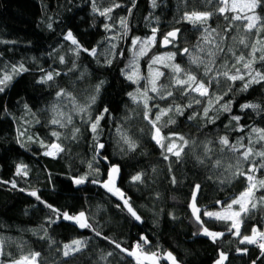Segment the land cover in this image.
I'll use <instances>...</instances> for the list:
<instances>
[{
    "label": "trees",
    "instance_id": "obj_1",
    "mask_svg": "<svg viewBox=\"0 0 264 264\" xmlns=\"http://www.w3.org/2000/svg\"><path fill=\"white\" fill-rule=\"evenodd\" d=\"M116 4L120 6L113 7ZM110 7L113 8L110 13L100 15ZM193 10L215 14L206 25L194 26L184 19L185 13ZM255 14L264 18V7H258ZM122 19L126 27L121 24ZM239 22H232L236 26L227 34L225 46L240 49L238 39L240 33L243 36L245 33ZM228 25L229 21L216 12V0L213 3L156 0L155 7L152 0H101L99 4L95 0H0V78L5 73L13 76L0 92V264H12L31 253L40 254L37 264H137L133 256L121 252L111 241L128 251L139 242L144 252L158 254L160 264H172L164 259L169 252L177 264H215L221 252L228 257L224 264H253V261L264 264L257 245L240 244V237L233 234L235 230L229 231L231 221L203 215L226 208L248 186L245 176L235 175L238 154L228 149L222 151L218 140L227 136L237 147L240 143L247 146L250 136L255 139L251 129H264V83L241 91L242 81L232 83L221 77L218 83L214 82L210 92L227 93L221 103H230L227 112L222 111L219 104L214 105L209 112L214 122L203 115L207 98L195 93L182 96L176 90L172 97L161 100L149 90L148 95L153 97L148 100L151 120H155L160 109L185 106L183 114L172 111L157 122L163 136L175 133L188 140L179 160L154 142L153 126L144 119V103L134 101L129 95L138 97V89H149L155 70L165 74L157 81L158 85L172 83L169 67L152 64L153 58L160 54L177 53L168 64H179L207 80L203 67L191 64L189 55L179 54L180 50L188 48L193 55H203L195 46L208 48L201 40L204 28L216 29L223 35ZM153 29L157 32L155 42L137 57L134 79L137 76L139 79L134 83L127 79L136 58L134 48H138L132 41L136 38L139 42L145 41ZM174 29H179L176 40L165 46L164 37ZM69 31L81 47L78 54L72 52L71 41L64 39ZM255 36L264 37V31L259 37L249 34V44ZM112 41L108 60H99L90 54V50ZM249 51L250 48L243 50L244 53ZM61 57H64L63 63ZM221 63L223 59L218 57L217 65ZM20 64L27 71L13 74V66ZM253 67L264 71V62L257 60ZM48 72L60 75L41 83ZM101 81L103 84L97 93L95 89ZM61 89L74 101L96 96L84 118L75 113L72 122H64V127L51 123L57 108L72 110L69 103L73 99L57 97ZM193 96L202 103L186 107ZM246 103L261 107L242 110L241 105ZM105 108L107 113H104ZM102 113L104 118L93 132L91 122ZM233 116L240 117L239 122L233 120ZM170 119L175 123H168ZM241 127L242 132L236 130ZM74 129H79L75 138ZM53 132H58L59 138L53 136ZM125 134L135 141L134 149L130 150L123 142L121 137ZM53 143L63 150L45 155ZM163 143L166 145L168 141ZM176 143L182 142L177 140ZM101 144L103 148H99ZM205 145L211 149L207 155ZM254 147L264 150V142ZM165 155H168L167 160ZM217 160L220 165L214 166ZM252 162L241 161L240 167L246 170ZM17 165L25 166L27 175H17ZM110 165L119 167L116 186L140 217L139 221L119 199L101 187ZM137 174L141 175V181L134 182L132 177ZM252 175L254 182L264 180V168L258 167ZM79 177H86L85 183L75 184L74 179ZM196 185H200L196 205L203 227L190 210ZM32 191L37 192L40 200L29 194ZM261 197H264V188L258 186L253 197L258 206L243 214L242 235H251L253 227L264 231ZM47 205L58 211H52ZM64 212L70 215L83 212L90 227L80 228L63 219ZM203 228L223 233V236L213 242L202 234ZM141 236L147 237L149 243L143 244ZM74 240L83 241V247L65 257L63 246ZM238 248L248 251L238 252Z\"/></svg>",
    "mask_w": 264,
    "mask_h": 264
},
{
    "label": "snow or ice",
    "instance_id": "obj_2",
    "mask_svg": "<svg viewBox=\"0 0 264 264\" xmlns=\"http://www.w3.org/2000/svg\"><path fill=\"white\" fill-rule=\"evenodd\" d=\"M156 0H152V5L155 7ZM208 3H213V0H207ZM120 5L116 4L113 7H119ZM258 7H264V0H216V12H218L220 15L224 16L225 20L229 21V25L227 28L224 29V34L221 35L216 29H211L208 27L204 28V31L202 33L201 40L203 44L208 45V48L205 49L204 47H201L199 45L195 46L197 48L198 53H202L203 55H193L191 53V50L188 48H184L180 50L181 55H189V62L193 65H196L198 68L203 67V75L207 77V80L200 79L199 76L195 73H193L190 70H186L182 68L179 64H167L165 63V67H169L172 71V83L169 86L164 85H158L157 81L161 76H164L165 74L160 71H156L151 80H150V89L145 88L143 92H140L139 89L137 90L139 95L143 98L144 103V119L148 120L149 123L152 124L154 129V134L152 135V139L160 145L162 148H166V152L170 153L177 157L179 160L181 158V154L184 151L185 146L188 145V140H186L183 136H179L178 134L171 133L167 137L163 136L161 133V128L157 125V122L161 120V117L164 115H167L169 112L175 111L177 114H183V107L182 105H175L174 107L170 106L166 109H160L159 114L156 116L155 120H151L149 118V104L148 100L153 99V97H150L148 95V91L150 90L152 93H155L161 100L167 99L168 97L173 96V92L178 90L179 93L182 96H189L192 93L197 94L200 98H207L208 104L206 107H204L203 115L204 117L208 118L209 122H214V118L209 117V112L213 110L214 105L219 104L222 111H230V103L225 102L221 103V101L224 100V95H227V93H224V95H215L210 92L211 85L215 82L218 83L219 79L223 77L226 81H231L232 83H235L237 80L242 81V87L241 91H247L253 84H262L264 83V71L256 70L253 65L257 60L264 62V37H261L257 39L252 44H249L246 35L255 33L258 37L260 36L261 31H264V18L260 17L259 15L255 14V10ZM93 10L96 11L95 5L93 7ZM113 10V8H106L103 11L100 12V15L105 16L108 13H110ZM232 13V15H228V13ZM215 13L210 11H196L193 10L192 12H186L184 15V19L188 21L189 23L196 25H206V22L214 15ZM235 21H241L242 28L245 33L244 36H240L238 39V44L243 45L244 48H250V51L247 53L240 52L237 54V51H235L232 47H227L224 45V41L227 39V34L231 31V29L236 26L232 22ZM121 24L126 27L125 21L122 19ZM105 28H108V25H105ZM153 35L150 37L147 41L144 42L145 45L155 42V32L156 29H153ZM179 32V29H174L166 34L163 40V44L166 46L168 44L173 43L176 38L177 34ZM65 40H70L73 45L76 46L77 54L81 50L80 45L78 44V41L74 38L71 31L67 33V35L64 37ZM139 38L133 39V45H136L137 40ZM233 40H236V37H232ZM84 51H89L87 49H83ZM95 49L90 50V54H95ZM231 54L232 62H229L228 60V54ZM259 53V55H257ZM141 55L144 54V47L141 48ZM177 53H169L165 57L156 56L152 60V64H156L158 62H164L166 60H174ZM221 57L223 59L222 65H217V58ZM61 63L64 62V57L60 58ZM27 71V69L23 66V64H20L19 66H13L12 73L13 74H19L20 72ZM54 75H60V73L53 74L52 72H48L45 74L44 77L41 79V83H45L48 81H52L54 79ZM136 75V73H133L132 75H128L127 79L132 80L134 83L138 82L139 77L137 76L136 79L133 77ZM13 78L12 74L5 73L2 78H0V92H3L7 83L11 81ZM103 84V81L100 82L96 86L95 91L99 93L100 87ZM231 90V89H230ZM130 96H132L134 101H137V96L133 95L132 93H129ZM69 96L70 94L65 92V90L61 89L59 92H57V97H64ZM71 98V97H70ZM74 101V98H71ZM96 101V96L90 97V104H94ZM192 103L195 104H201L202 100L196 98V96H193L192 101L186 106L191 107ZM89 105H85L79 108L80 112H86ZM75 106V105H74ZM260 105L258 104H252V103H246L241 105V109H253V110H259ZM108 109H104V113H107ZM63 115L62 113L60 114ZM104 118V114L97 116L94 122H91V130L93 132H96L97 128L99 127V122L101 119ZM193 117H189V119H192ZM233 120L239 122L240 117L233 116ZM68 123H71V116H68L67 118ZM54 125H59L60 127H64L65 124L62 123L60 119L53 118L51 121ZM168 123H175L174 120H169ZM237 131H243L244 129L237 128ZM79 132V129L73 130V138H75L76 133ZM251 133L255 137V139L250 136L248 138V144L245 146L243 143L239 144V147H237L236 144L230 143L227 136H222L219 138L218 143L222 145V151L224 149H228L232 151L233 153L238 154V160H237V166H236V172L235 175L245 176L247 180L249 181L247 188L245 191L240 193V196L238 198H233L231 203L227 205L226 208H224L223 211L218 212H212L207 211L204 212L203 215L209 217V218H215L217 220L222 221H231V226L229 228L230 232H233V234L237 237H240L239 243L240 244H249V245H257L259 247L261 256H264V231H260L258 228L253 227L251 230V235H242L240 231L241 223L243 221V214L249 213L251 210L257 208V203L253 202L254 197V190H258L259 188H264V180H259L254 182V176L252 173H254L257 168H264V150H256L255 144H258L260 142H264V129L261 128H252ZM53 136H56L59 138L58 132H53ZM122 140L125 144L128 145V148L134 149L136 147L135 141H133L129 136L122 135ZM31 139V138H29ZM243 139V138H242ZM167 140L168 143L165 145L163 142ZM179 140L182 143L177 144L176 141ZM52 149H55L56 152L62 151L63 149L59 144L53 143L50 146ZM104 145H99V148H103ZM240 149H244L242 152ZM211 149L205 145V154L207 155L210 153ZM45 155H54L53 152L46 151L44 153ZM259 157L260 160L256 161L255 158ZM164 159H168V155L164 156ZM241 161H253L250 163V166L243 170L240 167ZM201 163L204 161L201 160ZM220 161H215L214 166H219ZM89 167H92L89 165ZM232 166L229 165V168ZM120 172V169L118 166H111L108 171V178L106 182H101L102 186L106 188L109 192H112L113 194L119 195L121 199H123L124 206L127 208L128 213L131 214L133 218H135L137 221L140 220V217L136 214V212L133 210V208L130 206L128 199L124 198V194L120 191L119 188L115 187V181ZM16 174L20 175H27V172L25 170V166L23 165H17L16 168ZM86 177H79L74 179V183L77 185L85 183ZM132 180L134 182L141 181V175L137 174L132 177ZM97 181H93V183H96ZM173 183H175V178H173ZM13 187H16L15 183H13ZM200 185L195 186V190L192 193V203L190 205L192 209V214L196 218L197 222L201 224L203 227V221L200 219V209L196 205V193L199 190ZM30 195L36 197L37 200H40V197L37 195L36 191H32L29 193ZM43 203V201H41ZM261 202H264V197H261ZM217 203H220L217 201ZM239 205L238 210H234L233 206ZM49 208L52 209V211L56 212L58 210L52 208L51 205H47ZM63 219L65 220H73L81 228L90 227V225L85 220V214L83 212H80L77 216H72L67 212L62 213ZM97 235H100L99 232L96 233ZM202 234L204 236H207L215 242L218 238L223 236V233L218 232H212L209 231L207 228H203ZM141 241H143V244H148L149 241L147 237L141 236ZM115 244L116 248H119L121 252H125L128 256H135L137 264H157V261L160 259L157 253H147L144 252L142 249V245L138 242L134 249L132 251H128L127 249L121 248L120 244L115 243V241H111ZM84 242L79 240L72 241L71 244H65L63 246V255L65 257L69 256L70 254L74 252H78L83 247ZM2 246V244H0ZM137 250L141 252V255H137ZM238 252L247 253V249H237ZM39 253H31L28 256H21L19 259L14 260L12 264H35L37 257H39ZM108 255H112V253H108ZM165 259L172 262V264H176L175 257L172 255L171 252L167 253L164 257ZM228 259L227 255L223 252L219 254V258L215 262V264H224V262ZM253 264H256L255 261H253Z\"/></svg>",
    "mask_w": 264,
    "mask_h": 264
},
{
    "label": "rangeland",
    "instance_id": "obj_3",
    "mask_svg": "<svg viewBox=\"0 0 264 264\" xmlns=\"http://www.w3.org/2000/svg\"><path fill=\"white\" fill-rule=\"evenodd\" d=\"M101 0H95V2L96 3H98L99 4V2H100ZM242 23L243 22H239L238 23V25L239 26H241L242 25ZM241 28H242V26H241ZM241 34V36H243V33H240ZM152 35H153V33L150 35V37H152ZM156 35H157V32H155V39H156ZM149 37V38H150ZM148 38V39H149ZM148 39H146L145 41H147ZM246 39H247V41H249V34H247L246 35ZM257 40V37L255 36L254 38H253V41H252V43L253 42H255ZM145 41H143V42H139V41H137V43H136V45H138L137 47L138 48H134V47H136V45L133 47L134 48V55L136 54V58H135V60H134V62L132 63V67L130 68V71H129V75H132L133 73H136V75H137V67H138V61H139V59L137 58V57H139L141 54V48H142V46L144 47V51H145V49H146V47L149 45V44H147V45H145L144 44V42ZM113 41L111 42V43H109V44H103V45H101L100 47H99V49H97L96 51H95V54L93 55V56H95V58H97V59H102V60H108L109 59V57H110V53H111V48H112V45H113ZM154 43V42H153ZM153 43H150V44H153ZM233 49L235 50V51H237V54H239L240 52H243V50H248L249 48H244V46L243 45H240V49H238V48H234L233 47ZM72 52H77V49H76V46L75 45H73V49H72ZM159 56H161V57H165V56H167V55H163V54H160ZM228 60H229V62L230 61H232V57H231V54L229 53V56H228ZM159 64H164L165 65V63H169V60H166V61H164V62H158ZM221 64H223V63H221ZM156 71H158V70H155L154 72H153V74L156 72ZM127 74V75H128ZM153 74H152V76H153ZM136 75L134 76V77H136ZM152 76H151V78H152ZM133 77V78H134ZM150 78V79H151ZM150 87H151V85H150ZM150 89V88H149ZM140 92H143V90H141ZM91 96H93V95H88V96H86L85 97V99H82V100H78V99H76L75 101H73V102H71V103H69V104H71V108H72V110H70V109H64V108H57V112H56V114H54L55 115V118L56 119H60L61 121H62V123H68V120H67V118H68V116H71V118H72V120H73V116H74V114L76 113L78 116H79V118H84V116L85 115H87L86 113H88V109H87V111L86 112H80L79 111V108L80 107H82V106H85V105H89L90 104V97ZM137 100H139L140 102H143V98L139 95L138 97H137ZM75 105V106H74ZM91 105V104H90ZM89 108V107H88ZM63 114L62 116L60 115V114ZM72 120H71V122H72ZM153 132V134H154V130L152 131ZM155 142V141H154ZM48 151H50V152H53V153H55L56 152V150L55 149H52L51 147L49 148V150ZM111 166H113V165H110V167ZM115 166H117V165H115ZM110 167H109V169H110ZM109 171V170H108ZM107 178H108V174H107ZM117 178H118V176H117ZM117 178H116V181H115V187L117 188V186H116V182H117ZM107 181V179L104 181V182H106ZM102 185V184H101ZM101 187H103V186H101ZM104 188V187H103ZM107 192H109L106 188H104ZM245 191V190H244ZM110 194H112L114 197H116L117 199H119L122 203H123V199H121L120 198V196L119 195H116V194H113L112 192H109ZM125 198V197H124ZM126 199V198H125ZM191 203H192V200H191ZM191 203H189L190 205H191ZM124 204V203H123ZM125 207V206H124ZM239 209V205H234L233 206V209L234 210H238ZM190 210H191V212H192V209H191V207H190ZM224 210V208H222V209H220V210H216V211H214V212H218V211H223ZM78 214H75V215H72V216H77ZM193 215V214H192ZM69 221H72V222H74V223H76L75 221H73V220H69ZM77 224V223H76ZM78 226H79V224H77ZM80 227V226H79ZM81 228V227H80ZM137 255H141V252H139V251H137V253H136ZM167 254V253H166ZM165 256V255H164ZM134 258H135V256H133ZM165 259V258H164ZM135 260H136V258H135ZM171 262V261H170ZM172 263V262H171ZM35 264H37V260H36V262H35ZM157 264H160V261L158 260L157 261ZM176 264H177V262H176Z\"/></svg>",
    "mask_w": 264,
    "mask_h": 264
}]
</instances>
